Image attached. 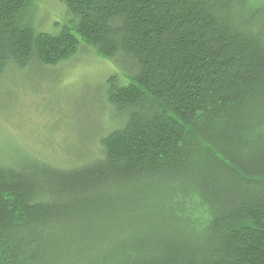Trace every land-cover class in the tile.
Returning a JSON list of instances; mask_svg holds the SVG:
<instances>
[{"label": "trees", "instance_id": "1", "mask_svg": "<svg viewBox=\"0 0 264 264\" xmlns=\"http://www.w3.org/2000/svg\"><path fill=\"white\" fill-rule=\"evenodd\" d=\"M33 1L0 0V83L85 48L119 74L64 169L0 161V264H264V0H58L52 33Z\"/></svg>", "mask_w": 264, "mask_h": 264}, {"label": "rangeland", "instance_id": "2", "mask_svg": "<svg viewBox=\"0 0 264 264\" xmlns=\"http://www.w3.org/2000/svg\"><path fill=\"white\" fill-rule=\"evenodd\" d=\"M33 2L37 6L33 13L35 24L41 26L42 32L52 33L62 27L63 14L58 0ZM117 70L111 62L85 48L70 59L58 62L51 69L49 79H37L32 71L25 70L24 75L7 80L10 77L7 73L5 80L9 82L0 83L1 163L7 165L17 159L31 164L47 163L62 169L68 166L73 155L81 152L85 138L81 122L89 124L92 138L96 131L103 129V121L92 117L97 111L93 97L106 90L107 79L119 74ZM88 136L86 134L87 139ZM149 188L142 197L138 192L137 198L150 200V197L145 199L150 194ZM136 201L140 203L138 199ZM129 206L128 217H143L139 206ZM171 217H167L166 223L173 231L185 234L179 226V220H183L178 216L177 219ZM202 223L198 222V225ZM114 227L118 234L119 226Z\"/></svg>", "mask_w": 264, "mask_h": 264}, {"label": "bare ground", "instance_id": "3", "mask_svg": "<svg viewBox=\"0 0 264 264\" xmlns=\"http://www.w3.org/2000/svg\"><path fill=\"white\" fill-rule=\"evenodd\" d=\"M76 53H77V52H76ZM121 81H122V80H121ZM100 126H101V125H100ZM100 126H99V127H100ZM261 138H262V137H261ZM71 169H72V168H71Z\"/></svg>", "mask_w": 264, "mask_h": 264}]
</instances>
